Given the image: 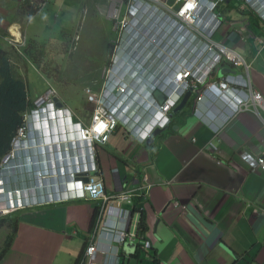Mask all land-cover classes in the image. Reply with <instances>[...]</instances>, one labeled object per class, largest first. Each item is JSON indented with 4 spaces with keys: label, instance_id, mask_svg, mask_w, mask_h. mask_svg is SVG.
I'll return each instance as SVG.
<instances>
[{
    "label": "clouds",
    "instance_id": "1",
    "mask_svg": "<svg viewBox=\"0 0 264 264\" xmlns=\"http://www.w3.org/2000/svg\"><path fill=\"white\" fill-rule=\"evenodd\" d=\"M203 1L204 10H208L211 4L218 0ZM224 2L228 3V0L218 1L214 9L219 21H216V17L208 15L200 26V32L214 31L212 40L224 23L221 11ZM244 3L264 26V0H244ZM41 6L42 4H39L35 7L32 2L26 5L31 19L38 15ZM109 9L110 0H106L105 7L98 6L99 16H103L111 24L114 37L107 47L101 45L99 49L100 58L101 53L107 49L106 55L94 77L81 87L82 103L77 108L70 107L68 101L58 97L52 86L46 87L32 100L29 112L22 116L23 124L11 141V150L0 161V216L70 201L96 202L91 235L75 264H88L89 261L97 264V254L102 250L106 252L102 264H118L124 257L123 249L120 251L119 246L126 244L132 245V250L128 253L130 258L137 250L140 253L151 250V227L146 209L140 203L142 198H136L139 202L135 199L136 204L133 203L135 188L128 187L123 192L110 194L104 180L100 178V155L104 151L107 152L106 148L112 142L111 139L118 135L123 138L128 136L149 150L153 148L155 139L171 127L174 116L186 107L191 116L204 124L215 137L221 136L228 126L243 114L254 115L264 124V112L261 110L258 114L238 110L237 99L243 96L244 87L231 83V80L249 82L251 90L259 92L264 99L260 91L253 89L251 66L244 55L213 40L240 55L244 64L237 66L225 58L215 64H209V52L205 40L199 34L181 31L178 25L180 19H168L160 15L158 17L155 16L157 12H144L143 8H139L140 12L134 18L137 23L125 39L120 41L118 32L113 30L112 21L108 18ZM83 13L85 10L81 11V14ZM6 20L9 19L5 18ZM82 20L70 30L82 25ZM16 24L18 23L4 24L0 29H6L9 35L10 29ZM15 30L21 39L22 32L18 27ZM12 36L9 39V49L5 51L12 48L10 52L15 53L13 48L16 45L13 44H19V41L13 40ZM78 42L77 36L72 48L73 55ZM67 47L66 56L70 55V43ZM220 71L223 76L215 78V74L218 75ZM185 72H188V75L185 76ZM222 82L230 88V92H226L225 96L218 92ZM233 90H237V93ZM188 93L190 96L185 105L175 114L174 111ZM157 95L164 98L162 102ZM216 103L221 104L220 110L215 109ZM99 108L113 116V128H109L105 123L99 125L94 122L95 112ZM85 130L88 133H85ZM157 130L162 132L152 136ZM151 138L152 144L147 147L146 143ZM192 142L196 143V140L192 139ZM200 151L217 156L216 147L211 142ZM239 157L251 172H264L263 155H253L243 149L239 152ZM217 163L221 164V160ZM91 182L102 183L104 197L95 199L90 195L86 186ZM144 182L145 191H150L153 184L149 183L146 175ZM122 204L131 206L132 210L121 209ZM173 206L179 208L180 204L176 201ZM142 219L146 221L148 228L144 236L140 227ZM3 229H6V233L0 239H3L0 244V256L9 234L8 228ZM106 229L115 231L117 236V232H124L125 237L121 240L117 238V241L105 231ZM91 240L98 242L92 259L86 255ZM253 261L251 264H256Z\"/></svg>",
    "mask_w": 264,
    "mask_h": 264
},
{
    "label": "crops",
    "instance_id": "2",
    "mask_svg": "<svg viewBox=\"0 0 264 264\" xmlns=\"http://www.w3.org/2000/svg\"><path fill=\"white\" fill-rule=\"evenodd\" d=\"M42 1L45 12L50 0ZM97 5L105 7L106 0H84L79 11L89 12ZM62 11L57 20L69 32L75 24ZM221 11L224 23L213 40L245 56L253 89L264 95V26L244 0H228ZM11 15L7 21L17 23ZM100 17L92 25H99L101 31L107 28L102 36L107 47L114 35L111 24ZM1 43L0 48L9 49ZM215 75L223 76L221 71ZM221 108L215 104V109ZM161 136L147 150L118 135L100 155V178L108 192L135 188L133 203L142 198L151 227V250L142 251L137 261L128 256L131 244L119 246L124 257L118 264H251L253 260L264 264V172H251L239 157L243 149L264 156L262 121L243 114L215 137L186 107ZM209 142L217 156L200 151ZM145 175L153 184L148 192ZM176 201L179 208L173 206ZM95 208L96 202L80 200L21 211L15 241L0 264H75L92 230ZM121 209L132 207L122 204ZM105 255L104 250L97 254V264L104 262Z\"/></svg>",
    "mask_w": 264,
    "mask_h": 264
},
{
    "label": "rangeland",
    "instance_id": "3",
    "mask_svg": "<svg viewBox=\"0 0 264 264\" xmlns=\"http://www.w3.org/2000/svg\"><path fill=\"white\" fill-rule=\"evenodd\" d=\"M10 1H13L10 9H8L10 12L5 13ZM27 2L26 0H0V26L9 24L10 22L5 21V18H11V14L13 13L14 20L18 23V28L22 32L20 39L19 36L14 37L10 35L11 32L8 35L6 29H0V44H2L1 41H4L8 48V45H10L9 39L12 36L13 40L19 41V44H13L16 45L13 50L15 49L17 53H20L22 48L28 46L27 40L32 36L35 37L38 44L46 45L49 43V48H46V55L42 57L40 64L36 66L38 70L33 67L30 70L31 66L26 65L23 58L15 61L17 71L25 82H28L31 93L36 91L35 95H37L44 87L52 86L59 98L68 101L70 107L77 108L83 100L81 87L94 77L102 66V59L98 54L101 45H105L102 36L105 35L103 33L107 28L101 31L99 25H92V23L97 21V18L101 19L98 5L94 6V9L91 7L89 12L85 10V13L81 14L79 7L83 5L84 0H50L46 5L45 12H43V8L45 7L43 6V1L32 0L31 2L35 7L39 6V4H42V6L38 15L34 19H31L26 11V5L29 3ZM62 8V12L73 19V24L80 23L82 19L83 24L76 26L74 30H70L69 32L62 29L60 27V20H57V16ZM1 10L4 11L2 12ZM3 28H6V26H3ZM76 35L79 38V42L76 47L77 50L73 55L72 48L76 43ZM25 37L27 38L24 43ZM68 43H70L71 47L70 55L66 56ZM42 194H45V192H42ZM19 215L20 213H17L18 217ZM5 233L6 229H3L0 233V239L4 237ZM2 242L3 239L0 240V244Z\"/></svg>",
    "mask_w": 264,
    "mask_h": 264
},
{
    "label": "built area",
    "instance_id": "4",
    "mask_svg": "<svg viewBox=\"0 0 264 264\" xmlns=\"http://www.w3.org/2000/svg\"><path fill=\"white\" fill-rule=\"evenodd\" d=\"M173 1V3H170L169 0H110L108 18L112 21L113 30L118 32L120 41L125 39L130 29L135 23H137V21H134V18L140 12L139 8H143L144 12L153 10L154 12H157L155 16L158 17L160 15L168 19H180V23L178 25L181 31L184 30L187 33L193 32L197 35L199 34L205 40L206 48L209 52V57L207 59L209 64H215L221 61L223 58L229 60L231 63H234L237 66L244 64V61L240 55L222 45H219L211 39V35L214 31L210 33L205 31V33L200 32V26L205 21V17L208 15L211 17H216L214 9L218 5V1L222 2L223 0H218L216 3L211 4L208 10H204L205 3L203 0ZM216 21L218 22L219 18L216 17ZM215 27H217V25H215ZM186 75H188V72H185V76ZM230 82L242 85L244 87V91H242L243 96H240L237 99L239 112H250L253 114H258L259 110L264 112V99L259 92H253L251 90L249 82L240 83L233 80ZM219 87L220 89H218V92L223 96H225L226 92H230L229 85L225 82L219 84ZM233 91L237 93V90ZM94 122H98L99 125L105 123L109 128H113L115 120L110 113L99 108L95 112ZM85 133H88V131L85 130ZM260 162L262 163V161ZM86 187L87 191H89L93 198L97 199L104 197L102 183L91 182ZM105 231L109 232L112 235L111 237H114L117 241H119L118 239L121 240L125 237L124 232H117L119 235L117 236L116 232L113 230L106 229ZM97 244L98 242L91 240L87 247L86 255L91 259L94 257L97 251ZM88 264H92L91 261H89Z\"/></svg>",
    "mask_w": 264,
    "mask_h": 264
},
{
    "label": "trees",
    "instance_id": "5",
    "mask_svg": "<svg viewBox=\"0 0 264 264\" xmlns=\"http://www.w3.org/2000/svg\"><path fill=\"white\" fill-rule=\"evenodd\" d=\"M27 43L28 46L22 48L20 53H11L10 51L0 49V161L10 152L11 141L23 124L22 116L29 112L32 100L37 97L35 92L31 93L28 83L25 82L17 71L15 61L24 58L23 61L26 65L31 66L30 70L32 67L38 70L36 66L40 64L42 57L46 55V48H49V43L46 45L38 44L34 36L29 38ZM45 89L44 87L41 92ZM17 213L18 211L0 216V232L3 228L9 229L5 245L6 249H3L2 255L12 246L16 237L19 226ZM140 227L141 234L144 236L148 232L144 219L141 220ZM90 235L91 233L87 239H89ZM2 255L0 258L3 257ZM140 255V251L137 250L132 258L140 261Z\"/></svg>",
    "mask_w": 264,
    "mask_h": 264
},
{
    "label": "water",
    "instance_id": "6",
    "mask_svg": "<svg viewBox=\"0 0 264 264\" xmlns=\"http://www.w3.org/2000/svg\"><path fill=\"white\" fill-rule=\"evenodd\" d=\"M190 96V93H188L186 96H185V98H184V100L182 101V103L180 104V106L174 111V113L176 114L181 108H183V106L185 105V103H186V101H187V99H188V97ZM157 98L159 99V101H163V97H161V96H158L157 95ZM162 131L161 130H157V131H155L154 132V134L152 135V136H157L158 134H160ZM152 144V138L151 139H149L148 141H147V143H146V146L147 147H149L150 145Z\"/></svg>",
    "mask_w": 264,
    "mask_h": 264
},
{
    "label": "bare ground",
    "instance_id": "7",
    "mask_svg": "<svg viewBox=\"0 0 264 264\" xmlns=\"http://www.w3.org/2000/svg\"><path fill=\"white\" fill-rule=\"evenodd\" d=\"M10 32H11L12 35H14V36H18V33L16 32L15 28H11V29H10ZM46 132H47V131H46Z\"/></svg>",
    "mask_w": 264,
    "mask_h": 264
}]
</instances>
